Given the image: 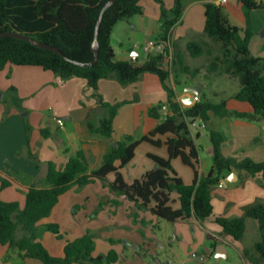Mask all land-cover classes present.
Returning <instances> with one entry per match:
<instances>
[{
  "label": "crops",
  "instance_id": "obj_1",
  "mask_svg": "<svg viewBox=\"0 0 264 264\" xmlns=\"http://www.w3.org/2000/svg\"><path fill=\"white\" fill-rule=\"evenodd\" d=\"M256 1L262 8L245 11L238 0H228L221 5L232 25L244 31L249 24L252 30L249 53L264 58V2ZM180 2L183 11L169 36L174 50L183 57L189 56L187 44L193 41L204 44L209 51V46L215 44L204 33L205 4H216L218 0ZM173 5L174 0H163L166 10H170ZM142 6V14L117 22L111 31L110 43L116 60L144 62L148 55L144 45L149 41H157L162 33L160 4L146 1ZM161 47L157 46L153 52L161 50ZM212 53L217 54V51ZM205 68L202 67L201 72H205ZM177 72L171 74L166 83L173 88L175 101L182 110L196 103L194 101L191 106L183 103L184 97L191 96L184 92L185 87L194 85L201 89L198 101L204 100L206 91L214 92L212 90L215 87L211 88L205 78L189 79L186 74L182 78ZM220 79L226 81L228 77ZM214 93L216 101L226 100L230 111L252 112L249 103L232 98L235 91L226 94L225 88H218ZM167 101V91L158 75L153 73H145L126 86L114 79H101L94 90L85 79L79 77L62 79L36 66L5 65L0 71V200L17 202L22 208L31 187H46L49 164L62 169L77 152L83 153L89 171L99 169L103 157L118 141L127 136L141 139L164 121L169 114ZM115 104L119 106L112 120L111 136L93 132L89 124L98 125L102 118L109 116L108 105ZM155 108L158 118L150 113ZM57 119L63 121L62 126L58 125ZM197 121L200 126L191 123L190 130L200 148L197 172L202 177L212 169V147L202 127L203 123ZM206 126L225 136L221 150L223 156L264 162V120L247 122L210 115ZM170 136H155L153 139L160 141L159 146L141 142L136 147L133 158L119 170L125 183L129 184L155 168L149 154L168 158L164 142ZM171 166L183 183L193 182V170L179 158L172 159ZM114 178L115 175L111 173L101 181L95 179L84 186H72L59 196L49 216L37 223V229L44 228L39 239L51 256L63 257L66 241L79 238L88 231L98 235V239H93L92 255L96 257L114 251L119 259L113 264H147L148 257L155 264L158 260L157 249H172L171 244L174 242L183 249L184 255L178 258V262L171 261V264H213L216 259L219 264H249L242 257V250H252L254 243L259 240L257 222L252 231L253 241L247 243L244 240L250 219H246L245 233L239 241H233L230 236L223 234L214 219L218 216L239 217L245 206L255 202L264 203V189L261 187L264 186V179L260 175L252 177L247 172L237 170L226 172L220 183L211 190L213 216L203 222L193 217L175 222L160 219L150 210L138 208L134 201L109 189L106 185L111 186ZM3 180L9 183L5 188H1ZM172 199L171 206L178 209L175 193ZM48 224L59 226L62 239L56 238L46 229ZM108 225L111 232L105 231ZM161 225L172 235L161 237L151 231ZM230 252L237 255L232 263L228 261ZM0 264L43 263L22 257L17 251L9 250L8 246L0 245ZM260 264H264V261Z\"/></svg>",
  "mask_w": 264,
  "mask_h": 264
},
{
  "label": "trees",
  "instance_id": "obj_2",
  "mask_svg": "<svg viewBox=\"0 0 264 264\" xmlns=\"http://www.w3.org/2000/svg\"><path fill=\"white\" fill-rule=\"evenodd\" d=\"M108 1L0 0V35L8 32L20 33L56 48L61 53L37 47L18 38L2 36L0 71L7 64L36 66L51 71L62 79L71 77L85 79L88 86L94 90L101 79H114L126 86L137 81L145 73H153L158 75L168 94L169 114L166 119L141 139L135 140L127 136L118 141L103 157L99 169L89 171L83 153L77 152L67 160L62 169L49 164L45 178L46 187H31L22 208L17 202L0 200V245L8 246L9 250L17 251L22 257L40 260L43 264H113L119 259L114 251L106 255L93 256L94 238L89 232L66 241L63 257L51 256L39 240L37 223L49 216L59 196L72 186H84L95 179H105L108 174L113 173L115 178L111 183V189L134 201L138 208L148 209L156 217L168 222L184 221L191 217L203 222L213 216L211 190L220 183L226 172L244 171L252 177L260 175L264 179V162H257L251 158L223 156L221 150L225 136L206 126L210 115L220 119L235 118L247 122L264 120V58L254 57L249 53L248 43L252 35L249 24L241 31L230 23L221 4L206 3L204 33L215 45L213 48L209 47L207 51L200 43L192 41L187 44V51L194 58L206 54L208 58L206 74L218 73L229 78H237L239 88L232 98L249 103L252 112L230 111L226 100L218 103L200 100L182 110L175 101L173 88L166 82L176 71L195 78L202 67L192 69L186 65L183 56L174 50L173 43L171 59H168L169 48L164 45L161 50L148 54L142 63L116 60L110 43L111 31L117 22L142 14V3L153 1L161 6L160 18L163 23L157 45L160 47L166 44L171 29L183 11L180 0H174L170 10L164 8L163 0H116L103 13L98 31V59L91 64L94 58L92 45L97 21ZM238 2L245 11L262 8L256 0ZM213 51H217V54H213ZM108 106L109 116L102 118L98 125L89 124V127L93 132L110 137L112 120L119 104ZM156 110L157 108L150 113L158 118ZM190 117L200 120L205 125L212 147V169L202 177H199L197 172L200 148L191 134L192 122L188 120ZM165 134L171 135L164 142L168 158L149 154L155 168L129 184L125 183L119 170L133 158L136 147L141 142L159 146L160 141L153 138ZM175 158H179L193 170L194 179L191 184L183 183L173 170L171 160ZM116 162H119L118 166ZM8 185L5 180L1 181V188ZM173 193L177 195L178 209L171 206ZM246 219L257 222L260 238L254 243L252 250H242V257L249 264H260L264 261V203L255 202L245 206L243 214L239 217L218 216L214 221L223 234L230 236L233 241H239L245 233ZM46 229L56 238L62 239L58 225L48 224ZM17 230L21 231L19 238L15 237Z\"/></svg>",
  "mask_w": 264,
  "mask_h": 264
},
{
  "label": "rangeland",
  "instance_id": "obj_3",
  "mask_svg": "<svg viewBox=\"0 0 264 264\" xmlns=\"http://www.w3.org/2000/svg\"><path fill=\"white\" fill-rule=\"evenodd\" d=\"M263 2H264V0H263ZM201 45L203 47H205L204 44H201ZM212 46L213 45H211L209 47H212ZM215 50L218 51V49H215ZM183 58L185 60V64L188 65L189 67H191L192 69L196 68V67H198V68L203 67L204 68V66H206V64H207V59H208L206 54H202L201 56L196 57V58H194V57H192L190 55L189 56H185ZM177 73H178L177 75H179L180 77L184 78V76H185L184 73H181V72H177ZM207 73L208 74H206V70H205V72H200L195 78H198V79L205 78V80H207L210 83V85H211L210 87L211 88L215 87L214 90H212L214 92H216L218 88H225V93L226 94H228L229 92H234V91L237 92V90L239 88V83H238L237 78H229L228 77V79L225 81L224 79H220V77H224L223 75H219L218 73H210V72H207ZM205 75H207V76H205ZM189 79H193V78L190 77ZM214 92L206 91V93L204 94V98L203 99L205 101H210V102H215V103L218 102V101L215 100L216 97H215V93ZM98 180L101 181V179H98ZM100 183L103 184V182H100ZM106 186L109 187V189H111L110 185H106ZM261 187L264 189V186H261ZM112 203L115 204L116 201L113 200ZM94 219H95V217H94ZM160 223H161V221H160ZM160 223L158 224V227L160 226ZM107 224H109V223H107ZM254 225H256V221L250 219L248 221V226H247L248 228H247V232H246V236H245L244 242L250 243L251 241H253V236L254 235H252L253 234L252 231L255 228ZM109 227H110V225L106 226L105 227V231L111 232V230L109 231ZM158 227H155V229L154 228L151 229V231H153L155 234H157V235H159L161 237L166 236L168 234L169 235L171 234V232H169V230H168V232H166V230L164 229V227H162V225H161L160 228H158ZM43 229L44 228H38V231H37L38 238H39V235H42V233H43L42 230ZM44 231H46V230H44ZM89 233H91L93 235L92 232H89ZM63 235L65 236V233H63ZM94 235H93L94 239H98L97 238L98 235H96V234H94ZM20 236H21V231L17 230L16 233H15V237L19 238ZM171 246H172V249L170 247H166V248H163V249H157L156 248L158 250V255L156 257L158 260L155 262V264H171L172 263L171 261L178 262V258L182 257L184 255L183 249L179 245H177L176 242L172 243ZM230 256L231 257L228 260L230 263H232L233 261H235L237 259V255L234 252H230ZM151 259H152L151 257L147 258V261H148L147 264H153V260H151Z\"/></svg>",
  "mask_w": 264,
  "mask_h": 264
},
{
  "label": "water",
  "instance_id": "obj_4",
  "mask_svg": "<svg viewBox=\"0 0 264 264\" xmlns=\"http://www.w3.org/2000/svg\"><path fill=\"white\" fill-rule=\"evenodd\" d=\"M116 0H109L102 8V11H101V14L99 16V19L97 21V25H96V29H95V36H94V42H93V45H92V51L94 53V58H93V61L91 62V64L95 63L98 59V31H99V24H100V21L102 19V16H103V13L104 11L110 7ZM216 5H219V3L217 2ZM2 36H10V37H14V38H18V39H21V40H24V41H27L37 47H41V48H44V49H47V50H51L55 53H58V54H61L59 52L58 49L56 48H53L47 44H43V43H40L34 39H32L31 37L29 36H26V35H23V34H20V33H15V32H8V33H4L2 35H0V37ZM79 65H83L82 63H78ZM184 92L185 93H189L191 96L190 97H184L182 99L183 103L186 105V106H191L194 102V98L195 96H198L200 95L201 93V89L197 86H194V85H190V86H187L184 88ZM190 121H192V123H194V125H196V127H199V123L196 119L190 117L189 118ZM213 264H219L218 263V260L216 259L215 262Z\"/></svg>",
  "mask_w": 264,
  "mask_h": 264
},
{
  "label": "built area",
  "instance_id": "obj_5",
  "mask_svg": "<svg viewBox=\"0 0 264 264\" xmlns=\"http://www.w3.org/2000/svg\"><path fill=\"white\" fill-rule=\"evenodd\" d=\"M227 1H228V0H218V3H219V4H225ZM164 45L167 46V47L169 48V56H168V58L171 59L172 54H171V52H170V51H171V42H170V40H168V41L166 42V44H162V46H164ZM157 46H158V45H157V41H155V40H153V41H149V42H147V43L144 45V51H145L147 54H150V53L153 52V50H154L155 48H157ZM194 101H195V102L198 101V96H195ZM57 123H58V125H60V126L63 125V121L60 120V119H57ZM202 127L204 128L205 125L203 124Z\"/></svg>",
  "mask_w": 264,
  "mask_h": 264
}]
</instances>
